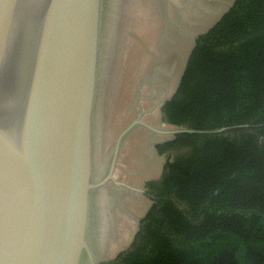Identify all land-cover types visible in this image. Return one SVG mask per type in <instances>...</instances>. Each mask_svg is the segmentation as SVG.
<instances>
[{"label":"water","instance_id":"95a60500","mask_svg":"<svg viewBox=\"0 0 264 264\" xmlns=\"http://www.w3.org/2000/svg\"><path fill=\"white\" fill-rule=\"evenodd\" d=\"M105 6L0 0V264H101L95 194L108 183L127 187L115 170L129 133L136 126L164 135L224 131H162L136 120L95 179Z\"/></svg>","mask_w":264,"mask_h":264},{"label":"trees","instance_id":"16d2710c","mask_svg":"<svg viewBox=\"0 0 264 264\" xmlns=\"http://www.w3.org/2000/svg\"><path fill=\"white\" fill-rule=\"evenodd\" d=\"M162 113L178 129L224 131L166 144L186 151L166 155L114 264H264V0H234L196 39Z\"/></svg>","mask_w":264,"mask_h":264},{"label":"rangeland","instance_id":"374dc122","mask_svg":"<svg viewBox=\"0 0 264 264\" xmlns=\"http://www.w3.org/2000/svg\"><path fill=\"white\" fill-rule=\"evenodd\" d=\"M233 3L106 0L95 111L96 180L104 175L118 136L132 122L178 129L164 122L162 103L176 94L196 39ZM175 136L136 126L123 141L115 176L127 187L108 183L95 194L93 243L101 264H114L132 246L153 205L148 184L160 179L167 154L186 151L166 146Z\"/></svg>","mask_w":264,"mask_h":264}]
</instances>
